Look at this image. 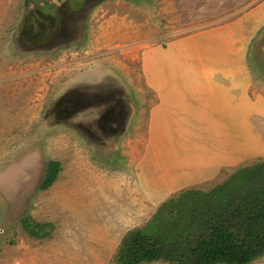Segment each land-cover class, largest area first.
<instances>
[{"label": "rangeland", "instance_id": "obj_1", "mask_svg": "<svg viewBox=\"0 0 264 264\" xmlns=\"http://www.w3.org/2000/svg\"><path fill=\"white\" fill-rule=\"evenodd\" d=\"M25 4L0 0V264H119L125 236L145 227L164 202L228 185L264 160V0H102L70 41L48 52L17 43ZM200 33L210 38L213 68H232L237 52L244 54L250 124L238 146L247 158L212 181V171L190 170L188 142L182 154L170 155L184 171L173 188V173L156 161L164 155L149 149L159 100L143 68L153 49ZM217 80L230 83L224 75ZM75 93L76 112L67 102ZM256 94L263 102L252 115ZM109 97L126 130L118 138L111 121L102 140L96 128L107 108L98 104ZM52 161L61 166L59 178L42 189ZM25 219L53 228L36 238Z\"/></svg>", "mask_w": 264, "mask_h": 264}, {"label": "crops", "instance_id": "obj_2", "mask_svg": "<svg viewBox=\"0 0 264 264\" xmlns=\"http://www.w3.org/2000/svg\"><path fill=\"white\" fill-rule=\"evenodd\" d=\"M200 34L176 40L166 48L153 49L143 68L146 84L159 100L151 116L154 130L149 149L164 155L156 161L173 173L167 178L168 185L173 188L180 185L178 175L184 171L179 169L178 157L170 155L182 154L183 149H178L188 142L190 145L185 146L187 154L184 156L189 155L190 146V164L194 167L190 170L197 173L195 176L212 171L206 174V179L212 181L247 158L238 146L247 139L245 125L250 124L245 108L250 97V78L243 71L244 54L237 52L232 68H213L210 38L208 34ZM239 72L242 75L238 76ZM219 75L226 76L230 83L220 84ZM262 96L256 94L251 98L252 115L260 114L258 107L263 102ZM260 111V116L264 117Z\"/></svg>", "mask_w": 264, "mask_h": 264}, {"label": "trees", "instance_id": "obj_3", "mask_svg": "<svg viewBox=\"0 0 264 264\" xmlns=\"http://www.w3.org/2000/svg\"><path fill=\"white\" fill-rule=\"evenodd\" d=\"M60 170L49 162L42 189ZM23 223L36 238L53 228ZM116 256L119 264H252L264 258V160L236 172L228 185L184 191L164 202L145 227L128 232Z\"/></svg>", "mask_w": 264, "mask_h": 264}, {"label": "water", "instance_id": "obj_4", "mask_svg": "<svg viewBox=\"0 0 264 264\" xmlns=\"http://www.w3.org/2000/svg\"><path fill=\"white\" fill-rule=\"evenodd\" d=\"M101 1L102 0H62V2L58 3L56 0H26L25 12L21 25L19 26L17 43L21 45L25 51L48 52L49 50H55L59 45L70 41L74 37L75 33L73 35L72 30L78 29L81 22L88 19L92 9L100 4ZM79 94L81 93H75L71 97H67L69 98L67 102L72 104L71 107L75 112L77 111V106L80 104V102H77V96ZM109 99L110 97L106 100H102L100 103L111 104L112 108L98 104V106L101 105L102 110L107 108L103 111L101 119H98L96 128L98 138L102 140L107 136L104 134L103 129H105L108 124H111V121L119 130H114L118 138L122 136L126 130L124 123L118 122V117L116 119L113 117L115 113L114 105L108 102ZM61 103L55 105L54 108L60 107L62 105ZM122 108L123 107H121L120 110ZM58 114H62L61 110L58 111ZM125 124L127 126L126 122Z\"/></svg>", "mask_w": 264, "mask_h": 264}, {"label": "flooded vegetation", "instance_id": "obj_5", "mask_svg": "<svg viewBox=\"0 0 264 264\" xmlns=\"http://www.w3.org/2000/svg\"><path fill=\"white\" fill-rule=\"evenodd\" d=\"M56 1H58V3L62 2V0H56Z\"/></svg>", "mask_w": 264, "mask_h": 264}]
</instances>
